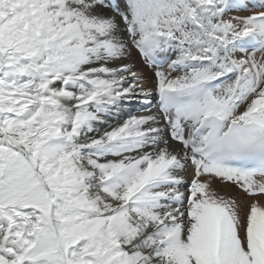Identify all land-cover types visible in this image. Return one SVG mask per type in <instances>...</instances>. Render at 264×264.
<instances>
[{"label": "snow or ice", "instance_id": "1", "mask_svg": "<svg viewBox=\"0 0 264 264\" xmlns=\"http://www.w3.org/2000/svg\"><path fill=\"white\" fill-rule=\"evenodd\" d=\"M0 264H264V0H0Z\"/></svg>", "mask_w": 264, "mask_h": 264}, {"label": "bare ground", "instance_id": "2", "mask_svg": "<svg viewBox=\"0 0 264 264\" xmlns=\"http://www.w3.org/2000/svg\"><path fill=\"white\" fill-rule=\"evenodd\" d=\"M260 3V0H253V3L249 1V5L251 6L252 4H256L258 5ZM251 7H250V10L249 11H238V12H231L229 13L232 14V15H238V16H247V15H250L251 14ZM135 63H137L138 65H140V61L138 58H135L134 60ZM142 67V70L144 71V73L149 77L151 78V75H152V70L151 69H148L147 67H143L142 65H140ZM140 105L139 104H136L134 103L133 104V109H137L139 108ZM189 179L191 178V174L189 173ZM218 190L221 191L222 194H225V195H236L235 197H238L239 199L244 195L243 193H241L239 191V189H237L234 185H222L221 187V184L217 181L216 184L214 185Z\"/></svg>", "mask_w": 264, "mask_h": 264}, {"label": "rangeland", "instance_id": "3", "mask_svg": "<svg viewBox=\"0 0 264 264\" xmlns=\"http://www.w3.org/2000/svg\"><path fill=\"white\" fill-rule=\"evenodd\" d=\"M250 2H252L253 3V0H249ZM234 12H238V11H234ZM230 15H232V14H230ZM235 16H238V15H235ZM221 187H222V185H221ZM231 196H234V195H231ZM236 196V195H235ZM238 198V197H237ZM240 199H242V200H247V197L245 196V195H243Z\"/></svg>", "mask_w": 264, "mask_h": 264}]
</instances>
